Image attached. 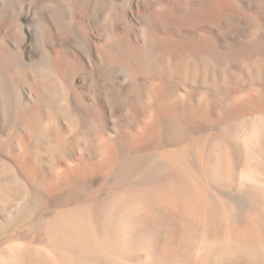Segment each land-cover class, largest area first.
<instances>
[{
    "label": "bare ground",
    "instance_id": "obj_1",
    "mask_svg": "<svg viewBox=\"0 0 264 264\" xmlns=\"http://www.w3.org/2000/svg\"><path fill=\"white\" fill-rule=\"evenodd\" d=\"M0 264H264V0H0Z\"/></svg>",
    "mask_w": 264,
    "mask_h": 264
}]
</instances>
